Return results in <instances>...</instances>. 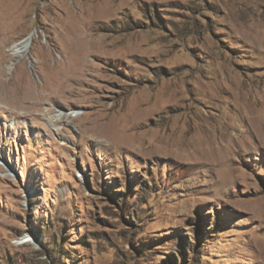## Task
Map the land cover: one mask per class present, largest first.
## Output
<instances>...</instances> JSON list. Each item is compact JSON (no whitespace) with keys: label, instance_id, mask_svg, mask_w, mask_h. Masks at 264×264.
<instances>
[{"label":"rangeland","instance_id":"374dc122","mask_svg":"<svg viewBox=\"0 0 264 264\" xmlns=\"http://www.w3.org/2000/svg\"><path fill=\"white\" fill-rule=\"evenodd\" d=\"M0 264H264V0H0Z\"/></svg>","mask_w":264,"mask_h":264},{"label":"bare ground","instance_id":"6f19581e","mask_svg":"<svg viewBox=\"0 0 264 264\" xmlns=\"http://www.w3.org/2000/svg\"><path fill=\"white\" fill-rule=\"evenodd\" d=\"M32 40H33V34H30L29 36L24 38L22 41L12 44V47H11L10 50H12L14 53H22V52L26 51L30 47V45L32 43ZM3 44H4V42H3ZM81 114L82 113H80L79 111H76L74 116L77 117V116H79Z\"/></svg>","mask_w":264,"mask_h":264}]
</instances>
